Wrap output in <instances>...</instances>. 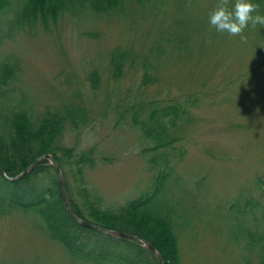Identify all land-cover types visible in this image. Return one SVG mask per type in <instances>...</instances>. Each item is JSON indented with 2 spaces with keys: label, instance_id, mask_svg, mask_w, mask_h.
Listing matches in <instances>:
<instances>
[{
  "label": "rangeland",
  "instance_id": "1",
  "mask_svg": "<svg viewBox=\"0 0 264 264\" xmlns=\"http://www.w3.org/2000/svg\"><path fill=\"white\" fill-rule=\"evenodd\" d=\"M10 1L0 9V64L15 60L17 72L5 107L34 121L46 110L62 113L61 142L94 147L90 190L102 207L118 208L146 193L156 171L141 155L150 140L131 124L132 110L147 118L148 101L197 98L176 144L183 157L169 150L174 169L162 190L175 204L182 264H256L244 233L264 212V27L249 25L241 42L209 24L219 0H132L124 15L65 12L47 28L38 20L36 29L9 35L18 4ZM116 46L133 58L115 76L109 54ZM145 66L158 77L147 85ZM247 198L258 201L255 211L230 209ZM0 264L87 263L50 238L36 215L14 211L0 216Z\"/></svg>",
  "mask_w": 264,
  "mask_h": 264
},
{
  "label": "trees",
  "instance_id": "2",
  "mask_svg": "<svg viewBox=\"0 0 264 264\" xmlns=\"http://www.w3.org/2000/svg\"><path fill=\"white\" fill-rule=\"evenodd\" d=\"M11 7L9 20L12 35L24 29H36L38 20L47 28L48 20L70 12L93 13L111 16L131 12L132 0H16ZM144 3L148 0H137ZM261 5L264 14V0H253ZM10 0H0V9L9 7ZM133 58L131 50L114 47L109 54V63L114 75L123 71L124 64ZM144 62L149 63L147 56ZM264 62V61H263ZM17 62L9 60L0 64V168L8 176H15L33 163L38 157L50 154L60 166L65 179L66 191L72 211L91 223L107 229L128 234L127 237H113L98 230L79 224L68 213L55 168L44 158L32 170L17 180H9L0 172V216L21 211L36 215L40 226L76 260L87 264H159L154 253L143 245L142 240L151 243L160 254L163 264H182L176 231L175 204L164 198L162 190L173 173V162L169 150L178 160L184 149L177 147L183 138L181 132L189 122L187 106L197 98L187 96L183 101L168 98L148 101L147 118L141 117V109L132 110L131 124L140 128L150 144L141 149V155L154 170L152 185L146 193L127 199L118 208L102 207L99 197L90 190L86 169L96 164L98 156L94 147L77 149L61 142L65 116L58 111L46 110L37 121L30 114L16 107L6 106L8 92L5 87L16 76ZM116 76V75H115ZM157 75L144 67L143 84L157 80ZM92 87L98 84V75L91 73ZM145 105H142L144 107ZM145 108V107H144ZM85 122V110H81ZM74 125V112L68 111ZM70 178V179H69ZM163 198V199H162ZM238 202V201H237ZM242 206L243 208H240ZM259 206L253 198L232 203L230 209ZM253 209V208H252ZM246 210V211H247ZM255 217L251 226L245 229L249 252L257 251L256 264H264V212ZM176 217V218H175ZM239 223V221H238ZM238 226H240L238 224ZM253 226V227H252ZM244 228V226H243ZM242 230V228H240ZM142 239V240H141Z\"/></svg>",
  "mask_w": 264,
  "mask_h": 264
},
{
  "label": "clouds",
  "instance_id": "3",
  "mask_svg": "<svg viewBox=\"0 0 264 264\" xmlns=\"http://www.w3.org/2000/svg\"><path fill=\"white\" fill-rule=\"evenodd\" d=\"M190 6V5H189ZM209 24L218 33H227L230 37H240L246 42L243 35L251 25L264 27V14H261V5L253 0H219L217 6L209 14Z\"/></svg>",
  "mask_w": 264,
  "mask_h": 264
},
{
  "label": "water",
  "instance_id": "4",
  "mask_svg": "<svg viewBox=\"0 0 264 264\" xmlns=\"http://www.w3.org/2000/svg\"><path fill=\"white\" fill-rule=\"evenodd\" d=\"M44 158H47L49 159V163L55 168L56 170V173H57V176H58V179H59V184H60V189H61V192H62V197L64 199V203L66 205V209L68 211V213L73 217V219L75 221H77L79 224L85 226V227H88V228H92V229H95V230H98L102 233H105V234H108V235H111L113 237H127L129 236L128 234L126 233H123V232H120V231H116V230H113V229H107V228H104V227H101L99 225H96L94 223H91L81 217H78L73 211H72V208L69 204V199H68V195H67V191H66V185H65V179H64V176L62 174V171L60 169V166L56 163V161H54L52 159V157L49 155V154H45V155H42L40 157H38L33 163H31L29 166H27L24 170H22L19 174L15 175V176H8L6 175L2 169L0 168V172L4 175V177H6L7 179L9 180H17L19 178H21L23 175H25L27 172H29L30 170H32L34 167H36L40 161ZM142 240V239H141ZM144 243L143 245L145 247H147L148 249H150L157 261L159 264H163V261H162V258L160 256V254L158 253V251L155 249V247L149 243L148 241L146 240H142Z\"/></svg>",
  "mask_w": 264,
  "mask_h": 264
}]
</instances>
